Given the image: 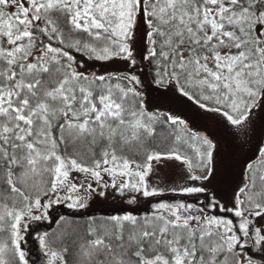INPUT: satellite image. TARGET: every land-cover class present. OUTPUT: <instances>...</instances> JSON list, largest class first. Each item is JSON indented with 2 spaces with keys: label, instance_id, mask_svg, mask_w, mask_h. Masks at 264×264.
I'll list each match as a JSON object with an SVG mask.
<instances>
[{
  "label": "snow or ice",
  "instance_id": "6c2138e0",
  "mask_svg": "<svg viewBox=\"0 0 264 264\" xmlns=\"http://www.w3.org/2000/svg\"><path fill=\"white\" fill-rule=\"evenodd\" d=\"M79 32L90 40L74 37ZM138 57L148 62L143 79L129 70L137 69ZM116 60L128 71L94 74L86 63ZM149 75L161 95L188 102L237 135L254 131L257 119L264 125V0H0V168L19 197L0 212V233H8L0 236V264H11L9 253L15 264H30L22 246L29 234L44 264H67L39 228L53 223L54 206L79 211L93 197L106 198L110 188L129 204L168 191L195 202L149 201L145 215L104 217L118 251L97 237L84 252L89 258L104 253L107 264H264V199L250 190L254 178L234 192L231 207L208 192L216 150L208 136L191 133L199 144L195 161L175 149L148 152L143 161L117 155L120 129H133L136 140L139 129L152 135L154 122L188 129L175 114L146 111L141 89ZM106 130L109 145L99 158L94 151L87 158L67 152L66 133L73 143L91 137L95 144ZM258 152L264 157V147ZM170 160L187 166L186 183L171 189L160 187V177L150 183L156 164L169 166ZM45 174L35 195L17 187ZM68 219L60 215L55 223ZM89 233H95L91 226Z\"/></svg>",
  "mask_w": 264,
  "mask_h": 264
},
{
  "label": "trees",
  "instance_id": "16d2710c",
  "mask_svg": "<svg viewBox=\"0 0 264 264\" xmlns=\"http://www.w3.org/2000/svg\"><path fill=\"white\" fill-rule=\"evenodd\" d=\"M60 26L64 28L65 34L67 36V27L63 20L60 22ZM74 37L81 39L82 41L90 40V37L86 33L79 32L74 33ZM74 55L77 56L78 59H83L78 53L73 52ZM139 60V57H138ZM140 61V60H139ZM141 68L144 69V73H140L141 78L143 79L144 74L148 72V62L140 61ZM115 83V81H113ZM143 96V102L145 104V109L149 113H156L159 116L167 115L164 113V109L167 106H175L173 103V99L171 95H161L163 89H157L155 85L151 83V75L148 76L147 86L141 89ZM151 92V93H149ZM147 94H150L147 96ZM172 101V102H171ZM128 117H126L127 119ZM147 119L146 117L144 118ZM257 121H259L257 119ZM261 132H262V144L260 147H264V125L261 124ZM154 133L152 135H148L144 132L143 129H139V140L132 139L133 129H120L115 136V144L117 155L127 156L130 160L143 161L144 156L148 152L156 151V152H168L170 150H178L181 155L187 156L188 158L195 161L196 153L195 148L199 147L198 142L193 141L191 137V133L187 130L184 131L180 126H166L163 123L154 122ZM223 132L222 134H220ZM228 132V133H227ZM235 130H229L224 128L223 126L220 128L219 134L222 138V135L228 137L225 138L228 143H226L225 150L227 151L228 157H226L223 166L226 162L230 164L232 157L234 154H238L242 152L244 149L239 145L240 142H245L247 138L251 135L240 136L234 133ZM128 138V142L124 143L122 139V135ZM230 133V134H229ZM66 139L67 144L65 147L67 148V152L72 154H82L84 158H87L91 151H94L97 158H99L101 152L108 148L109 141L107 139V130L105 131V138H98L97 143H91V137L84 141H76L72 142L71 138L68 137L67 133ZM176 136H180L181 139L179 141L176 140ZM236 138L235 143H231V140ZM235 141V140H234ZM249 144V143H248ZM121 149H123L121 151ZM110 150V149H109ZM231 158L229 159V157ZM167 165H159L156 162V167L153 170V173L147 178L148 181L152 184L156 183L157 177H160V187H167L169 189L180 186L186 183L185 179L173 178L174 173H176V165L174 166V162L170 160L167 161ZM176 162V161H175ZM181 163V162H180ZM227 164V165H228ZM248 165H251V169L248 168ZM226 166V165H225ZM224 166V167H225ZM186 169L187 174V166H183ZM163 168V171H157V169ZM224 169V168H223ZM222 169V170H223ZM245 174L243 173L242 178V186L249 178H254L255 185H250V190L252 193L258 194L256 199L262 200L264 199V181L261 180V176H264V157L259 155L257 150L256 158L253 161L247 163V166L244 168ZM18 171V169H17ZM173 174V175H172ZM72 176L80 177L79 173H72ZM172 177V178H171ZM15 179V177H13ZM107 178V177H106ZM185 178V177H184ZM181 179V180H180ZM47 181L48 176L45 174L43 176L37 175L31 177L27 181V186L17 183V187L24 189L27 192H31L35 195L37 188L36 185L39 184L40 181ZM198 183V182H197ZM208 187L209 193H215L217 198L224 204H227L229 207L232 205L234 193H230L229 195H225L226 188H223L222 184L212 185L208 182H205ZM113 189H108V196L106 198H97L93 197L88 202V207L85 209L74 211L69 210L68 208L61 206H54L51 210L53 223L48 224L44 222L39 228V232L43 233L47 231L49 233L47 237L48 244L54 250L63 253V258L67 262V264H99L100 261H105L107 264V260L104 253H93V255L89 258L84 255L85 251H90L89 249V241L96 239L97 237L104 238L106 243H111L113 246V251H118L117 244L114 238L110 239L107 233H111L112 225L110 222L105 221L103 218L110 215H123L126 212H131L133 215L142 216L151 211V206L149 201L152 203L155 202H177V201H187V202H195V197L184 196L182 194L173 193L171 191L165 192L162 196L144 198L140 196L136 203L129 204L126 202L124 198L112 195ZM237 189L234 191L236 192ZM229 197V198H228ZM202 198V197H201ZM243 198V196H242ZM14 200H19V197L16 193H12L10 187L6 183V173L3 168H0V212L3 210V205L7 204L9 207L12 206ZM19 206V204L17 205ZM60 215H66L70 219L61 222L60 224H56L55 220L59 218ZM218 215H225L223 213H218ZM95 218L93 221L92 218ZM95 229L94 234L89 233V228ZM127 228L128 225H125V241L127 238ZM8 233H0V236L7 237ZM28 243L26 245H22L28 254V259L30 264H44V261L40 259L39 245L38 242L33 239V234H29L27 237ZM67 249V252H63L64 249ZM8 259L11 264H15L12 260L11 253L8 254ZM111 259V257H108Z\"/></svg>",
  "mask_w": 264,
  "mask_h": 264
},
{
  "label": "rangeland",
  "instance_id": "374dc122",
  "mask_svg": "<svg viewBox=\"0 0 264 264\" xmlns=\"http://www.w3.org/2000/svg\"><path fill=\"white\" fill-rule=\"evenodd\" d=\"M86 63L88 65L89 72L94 73V74L107 75L110 72H115L117 70L121 72L128 71L124 68V65L126 63L125 61H119V60L109 61V62L87 61ZM139 68H141V63L138 60L137 69ZM137 69H129V70L135 71L136 74L140 75V72L137 71ZM148 95L150 94H147V96ZM172 101L175 104V106L166 105L164 109V111L165 110L166 111L164 113L175 114L185 119L188 125L187 130L190 133L195 132L202 136L206 135L210 139H212L214 143L216 144V150L214 153V158H215L214 178L211 180V182H208V183L211 184V186L215 184L217 185L225 184L223 187V188H226L225 195L234 193L236 189L242 186L243 173H245L244 168L247 166V163H249L250 161H253V159L256 158V152L258 150V147H260L262 144L263 136H262L261 125L259 121H256L255 126H254V129H255L254 131L249 130L248 135H251V136L247 138L245 142L239 143V145L244 150L240 152L239 155L234 154L232 157V160L230 161V164L226 162L225 163L226 166L224 165L225 166L224 167L223 166L224 161L226 157H228L227 151L225 150L226 143L228 142L225 138H228V137L222 135L224 137L222 138L220 134H222L223 132L219 134L220 128L222 127V125L218 124L216 120L214 119L207 118L206 116L202 115L198 111H193L192 107L190 106L188 102L181 104V103L176 102L174 99ZM236 141H237L236 138H233V140H231V143H235ZM230 158L231 156L229 157V159ZM171 161L174 162V166L176 165V169H177L176 173H174L173 178L181 177V179H185L184 177L187 174H186L185 167H183L184 165H182L179 161H176V162L174 160H171ZM166 164H168V162H166Z\"/></svg>",
  "mask_w": 264,
  "mask_h": 264
},
{
  "label": "water",
  "instance_id": "95a60500",
  "mask_svg": "<svg viewBox=\"0 0 264 264\" xmlns=\"http://www.w3.org/2000/svg\"><path fill=\"white\" fill-rule=\"evenodd\" d=\"M201 136H202V135H201ZM246 172H247V170H246ZM246 172H245V173H246ZM245 173H244V174H245ZM245 176H246V174H245Z\"/></svg>",
  "mask_w": 264,
  "mask_h": 264
},
{
  "label": "flooded vegetation",
  "instance_id": "af4514ba",
  "mask_svg": "<svg viewBox=\"0 0 264 264\" xmlns=\"http://www.w3.org/2000/svg\"><path fill=\"white\" fill-rule=\"evenodd\" d=\"M245 170V169H244ZM245 172V171H244Z\"/></svg>",
  "mask_w": 264,
  "mask_h": 264
}]
</instances>
